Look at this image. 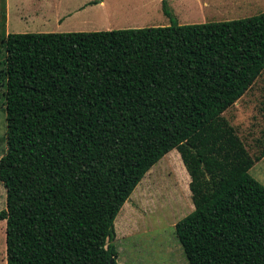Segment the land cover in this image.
<instances>
[{"label":"trees","instance_id":"1","mask_svg":"<svg viewBox=\"0 0 264 264\" xmlns=\"http://www.w3.org/2000/svg\"><path fill=\"white\" fill-rule=\"evenodd\" d=\"M166 27L1 39L7 264H119L115 220L177 150L194 211L189 264H264V185L223 116L264 72V12ZM113 260V261H112Z\"/></svg>","mask_w":264,"mask_h":264},{"label":"rangeland","instance_id":"2","mask_svg":"<svg viewBox=\"0 0 264 264\" xmlns=\"http://www.w3.org/2000/svg\"><path fill=\"white\" fill-rule=\"evenodd\" d=\"M167 2L179 24L239 20L264 12V0ZM171 24L163 0H0V62L1 39L10 33L94 32ZM3 91L0 87V159L7 150ZM223 116L256 159L263 148L264 72ZM250 175L264 185V158L255 163ZM190 182L176 149L145 175L115 220L113 243L119 264H189L175 226L195 209ZM6 206L7 190L0 181V212ZM0 264H7L6 221H0Z\"/></svg>","mask_w":264,"mask_h":264},{"label":"crops","instance_id":"3","mask_svg":"<svg viewBox=\"0 0 264 264\" xmlns=\"http://www.w3.org/2000/svg\"><path fill=\"white\" fill-rule=\"evenodd\" d=\"M77 11H79L78 9H77ZM64 22V21H63Z\"/></svg>","mask_w":264,"mask_h":264},{"label":"water","instance_id":"4","mask_svg":"<svg viewBox=\"0 0 264 264\" xmlns=\"http://www.w3.org/2000/svg\"><path fill=\"white\" fill-rule=\"evenodd\" d=\"M113 261V260H112Z\"/></svg>","mask_w":264,"mask_h":264}]
</instances>
